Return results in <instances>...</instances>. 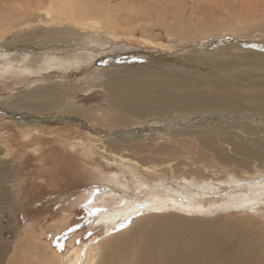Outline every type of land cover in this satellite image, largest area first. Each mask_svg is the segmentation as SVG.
Wrapping results in <instances>:
<instances>
[{"label":"bare ground","instance_id":"6f19581e","mask_svg":"<svg viewBox=\"0 0 264 264\" xmlns=\"http://www.w3.org/2000/svg\"><path fill=\"white\" fill-rule=\"evenodd\" d=\"M8 4L11 8L0 10V32L7 33L0 44L9 47L14 44L15 47L31 52L26 56L9 57L0 65V80L3 81L16 78V71L39 76L46 70L56 74H65L71 69L79 70L80 65L90 64L96 59L89 50L106 52L116 41H135L138 36L142 43L166 39L174 49L178 45L187 49L176 56L172 53L166 56L152 54L144 64H116L111 68L95 69V76L97 72L104 75V82L97 85L106 92L111 110L103 112L93 108L67 112L76 113L116 133H112L113 136L110 134L111 138L104 139L89 133L87 142L74 140L71 151H79V147L91 149L94 146L99 148L104 157L113 159L124 167L137 168L144 180H150L152 174L165 176L170 168L163 167L165 169L161 168L157 172L155 167L158 165H139L137 161H130L127 157L134 158L137 153H146L148 156L153 155V158L168 155L178 159V155H183L186 159L189 154L175 148L176 138L196 136L192 138L197 140L202 150L197 156L202 162L209 155L222 165L236 164L237 171L230 176L238 180L253 176L256 169L264 172V151L262 154L258 153V156L252 154L247 146L236 145L230 139L219 136L220 133L231 130V136L238 143L264 146V6L258 16L254 17L248 16L253 11L248 5L249 8L238 13L234 19L236 16L232 14L237 12H232L229 16L211 7V11L202 13L201 8H195L193 3L188 4L186 0H38L36 5L13 0ZM39 5L45 9V13L31 18L30 12L36 11ZM17 7L26 9L25 14L23 11L19 13L21 10L12 11ZM21 17L26 18L20 20ZM250 30L249 34H255L239 38V35H249ZM45 50L56 56L60 54L62 58L42 56L40 53ZM107 55L101 56L121 61L133 57L138 59L144 53L138 49L119 48L110 49ZM48 89L49 86H43L35 92L34 97L39 100H47L48 96L58 97L57 105L61 108L64 98L57 89ZM8 105H16L20 109L25 107L26 112L56 110L50 101L11 102ZM246 106H251L253 113L250 109L246 110ZM15 124L20 129L26 128L17 122ZM134 138H147L150 142L129 147L133 151L131 155L125 153L128 151L127 147L112 142ZM211 141L215 142L216 151L209 146ZM256 142L261 146L256 145ZM223 144L227 147L232 145L228 149L234 154L223 157ZM235 155L243 157L237 158ZM248 159L257 161L258 165ZM168 161L164 163L168 164ZM167 166L171 167L169 164ZM203 171L205 170L202 169ZM182 172L187 180L201 183L203 179L202 173L196 175L184 170ZM173 173L175 174L174 171ZM118 178L119 175L114 173L106 175L104 181L114 184ZM261 181V177L252 181L249 187L251 196L261 197L256 196V193L264 192V189H259L264 185ZM4 183L0 180V214L8 208H14L11 201L14 189H7ZM246 183H249L248 179ZM143 185L145 184L137 182L136 187L131 186L138 190ZM136 197L134 199L138 201ZM90 198L84 197L82 202L92 204ZM112 199L109 201L103 197L100 201L104 205H115L116 202ZM121 204V212L102 214L107 224L111 222L118 226L113 231L106 232L104 243L92 242L81 249L68 251V255H63V258H58L61 256L47 245L50 252L41 257L35 247L33 251L29 245L24 248L18 242L19 239L12 243L4 241L0 223V264H252L258 256H255L256 253H264V231L261 226L252 223L257 221L262 225L264 220L252 217L249 210L245 211L248 214L242 216V220L225 217L212 220L183 219L174 214H153L133 223V220L140 217L134 214L140 213V209L146 210L150 203L143 201L140 204ZM125 215L130 216L129 219H123L127 217ZM68 216H63L56 224L58 227H55L60 229L67 224ZM121 231L125 233H119ZM30 232L27 230L24 235L19 234V237L26 239ZM114 236L116 237L113 238ZM32 238L35 244L39 242L36 234ZM109 238L112 239L108 241ZM104 249L106 253H103Z\"/></svg>","mask_w":264,"mask_h":264},{"label":"rangeland","instance_id":"374dc122","mask_svg":"<svg viewBox=\"0 0 264 264\" xmlns=\"http://www.w3.org/2000/svg\"><path fill=\"white\" fill-rule=\"evenodd\" d=\"M12 1L13 0H0V10H8L11 8L8 3ZM186 1L188 4L193 3L197 9L201 8L200 11L202 13H205L206 10L211 11L210 8L213 7L217 11H222L223 14H229V16H231L232 12H237L236 14H232V16H238V13H243L244 9L250 6L253 8V11L248 16L253 15L256 17L258 16V12L262 10V6H264V2H262L264 0H230V3L229 0ZM23 2L27 4L30 2L36 5L38 0H22V3ZM240 4L242 6L246 5L247 7H242ZM20 10L21 12H19ZM25 10L26 9L22 7H17L12 11L19 13L23 11V14H25ZM44 10L45 9L39 5L36 11L32 10L33 12H30L32 14L31 18L42 15L45 13ZM237 16L233 18L236 19ZM25 18L23 17L22 19L21 17L20 20H24ZM250 32L251 30L248 31V34ZM240 33L241 32H238V34ZM6 34L5 31L3 33L0 32V40H3V38L7 36ZM253 34L239 35V38H245ZM138 37L135 41L118 40L110 47V49H138L141 53H144V56L138 59L133 57L131 59L125 58L121 61H114L109 58L104 59L103 56H101L104 54L108 56L107 53L110 51V49L107 50L108 48L106 52H104V50H89V53L92 56H96V59L90 64L80 65L79 70L71 69L65 74L61 72L58 74L51 73L46 70L41 72L39 76L16 71V78L8 81L0 80V180L2 183L5 182L4 184L7 185V189H14L12 191L13 197L11 198L14 208H8L0 214L1 228L3 229L1 233L4 241L12 243L19 239L18 242L23 244L24 248L29 245L33 251L35 247L41 257L48 255L50 251L47 249V246H49L57 255L61 256L58 258H63V255L64 257L68 255V251L73 252L74 249H81L90 245L92 242L104 243V235L106 232L108 230L113 231L118 226L116 227V225L111 222L107 224L102 214L121 212L123 209L121 203L124 202L140 204V202L145 201L150 203V205L148 204L150 207L146 210L140 209L142 210L140 213L134 214V216L137 215L136 217H139V215L140 217L143 215L145 216L133 220L135 221L133 223H137L153 214H174L179 217L182 216L181 218L183 219L201 218L204 220H212L218 217H225L242 220V216L248 214L245 212L247 210H249V214L252 217H261L264 220V192L260 191L256 193V196H261L260 198H256L249 194V187L252 181H256L261 177V182H264V172L262 171V173L261 169H256L253 176H247L242 180H238L230 176L234 171H237L236 164L222 165L209 155H206L205 160L202 162L197 158L202 150L197 140L192 138L196 136L187 139L184 137L176 138L175 148H178V150L183 153H188L189 155L186 159L183 155H178L180 156L178 159L168 155L153 158V155L148 156L146 153H137V157L134 158L127 157L130 161H137L139 165L156 164L158 165L155 167L157 172H160L159 170L163 167L166 169H173L175 172L174 174L173 171L169 169L166 171L167 173L165 172V176H160L158 173L159 177L152 174L150 180H144V177L138 172L137 168L131 169L127 166L124 167L121 163H116L115 160L104 157L100 153L99 148L96 149L94 146L91 149L79 147V151H71V143L74 140L87 142V134L89 133L90 135H98L102 139H104V137L111 138V136H113L112 133H116V131L108 130L94 121L82 118L76 113L67 112V110L73 109L79 111V109L87 110L93 108L101 109L103 112L111 110L106 92L102 87L97 85L98 83L104 82L102 77L104 75L97 72L95 76V69L111 68L116 64H144L147 62V57H150L152 54H156V56H166L172 53L176 56L187 50L182 49L180 45H178L176 49L172 48V44L166 39H162L159 42L142 43L140 37ZM191 47H189V49H191ZM30 52L29 50L15 47L14 44L10 47L0 44V65L8 60L9 57L26 56L30 54ZM102 52L103 54H101ZM40 54L45 57L56 56L55 53H50V51L46 52V50ZM56 57L62 58L60 54ZM106 60H108V62ZM43 86H49L48 91L51 89H57L59 91L60 96L64 98L61 108L57 105L58 97L48 96L49 100H39L34 97L35 92L42 89ZM67 95H69L68 98ZM72 95H74L73 98H70ZM44 101L52 102L56 110L49 112H26L25 107L20 109L16 105L15 107L8 105L11 102L18 104ZM245 109L252 110L251 106H246ZM250 112L253 113V110ZM15 121L17 124L19 123L20 126L26 128L20 129L19 126L15 124ZM245 124L250 125L249 123ZM33 128L37 130H33ZM231 133V130L225 131L220 133L219 136L220 138L230 139V141L236 145L247 146L248 150L252 151L251 153L255 155L260 156L258 153L262 154L264 151V146H261L258 142L255 144L261 147L253 146L254 143L252 146L248 142L238 143L235 137L231 136ZM201 135L202 134H200V136ZM25 136L28 137L25 138ZM91 140L93 143L95 142L94 139ZM252 141L255 142L253 139ZM112 142L127 147L128 151L125 153L132 154L133 151H131L129 147L139 143H149L150 140L147 138H134L122 140L120 142ZM261 142H263V140H261ZM211 143L212 144L209 143V146L216 151L215 142L211 141ZM231 146L232 145H229V147H227V145L223 144L225 148V151L221 153L223 157L234 154V152L228 149ZM235 156L237 158L243 157L242 155ZM168 159L172 160L168 161ZM167 161L171 167L167 166V163H164ZM248 161L255 163L256 166L258 165V162L253 159H248ZM202 169L205 171L202 172ZM183 170L189 174L198 175L202 173L203 179L200 181L201 183H196L190 179L187 180L185 175H183ZM114 173L119 175L116 183L113 184L104 181L106 175L109 176ZM123 176L125 178H123ZM134 176H136V178ZM246 179H248L249 183H246ZM187 181L190 183H187ZM137 182L145 185L138 190H134ZM108 184L110 186H108ZM128 188L134 189L132 191V189L130 190ZM122 189H124L125 192L124 190L122 191ZM259 189H264V185L259 187ZM170 190H172V192ZM87 196L91 197L90 200L92 204H84L82 202L84 197ZM103 197L107 198L109 201L114 198L116 202L115 205L102 204L100 199ZM134 197H136L138 201H136ZM238 199L241 201H238ZM197 202L201 204L198 205ZM63 216H68L69 221L58 229L56 224ZM125 216H127L123 218L125 220L130 217L128 215ZM133 218L135 219V217ZM252 223L253 225L261 226V230L264 231V222L262 225L258 224L257 221H252ZM55 225L57 227H55ZM27 230L31 232L27 234L26 239H24V237L20 238L19 234L22 236ZM42 231L44 232L42 233ZM119 233L124 234L125 232L121 231ZM33 234H36L37 240H39L37 244L34 243L32 238ZM115 237L116 236L113 238ZM111 239L109 238L108 241ZM90 247L91 246H89V248ZM99 253H102L101 249ZM103 253H106L105 249ZM255 256L257 257L252 264H264V253H256ZM101 260L103 261V257Z\"/></svg>","mask_w":264,"mask_h":264}]
</instances>
